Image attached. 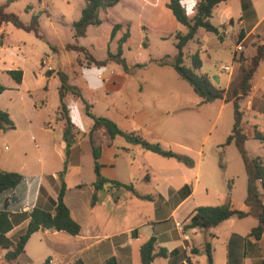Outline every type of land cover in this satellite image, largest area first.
Wrapping results in <instances>:
<instances>
[{
  "label": "crops",
  "instance_id": "crops-1",
  "mask_svg": "<svg viewBox=\"0 0 264 264\" xmlns=\"http://www.w3.org/2000/svg\"><path fill=\"white\" fill-rule=\"evenodd\" d=\"M127 1V7L130 6L127 13L122 10L109 24L106 53L96 56L94 44L87 46L82 40L92 28L103 25L104 16L110 17L113 11L125 7V0L102 10V24L90 26L86 37L78 39V44L89 47L97 60H105L108 49L117 52L118 42L128 26L130 33L139 29L148 36L158 24L161 14L150 11L149 2ZM168 2L163 0L165 15L176 20L166 6ZM85 6L86 1L73 22L79 20ZM213 14L219 22L218 27L214 25L219 29L215 36L222 45H211L210 38L195 37L184 52L187 50V56L199 52L203 66L198 73L208 75L218 88L227 90L238 73L240 55L250 59L255 54L254 45L264 42V0H229L219 4ZM116 24L123 27L111 39ZM40 33L42 39L11 23L0 24V84L7 88L0 94V109L8 112L15 123L12 130H0V169L24 177L20 185L0 196V212L8 213L13 223L12 230L3 238L0 236V264H48L51 258L60 264H72L79 259L85 264H102L111 257L118 264H142L141 246L152 237L157 239L155 253L161 250L167 253L152 264H207L206 241L212 244L214 264H264V234L260 240L250 236L258 225L255 217H232L208 233L188 227L191 215L199 206L231 204L242 210L241 205H245L247 184L244 193L241 183L244 162L235 144H226L234 126L233 103L225 100L203 103L171 65L161 66L157 62L162 57L153 60L154 65L146 62L132 66L127 61L131 73L115 62L120 69L107 76L109 63L114 61L99 68L88 65L84 54L78 52L77 60L68 58L70 74L64 70L63 61L45 54L47 49L40 40L49 39L41 23ZM70 35L71 42H63L55 51L68 53L66 45L75 40L73 30ZM164 35L160 36L166 38ZM130 38L124 52L129 48ZM238 45L241 51L236 50ZM224 46L232 52L230 61L222 52ZM150 47L149 40L144 48ZM247 50L251 51L249 56L245 54ZM176 53L175 47L172 56ZM214 56L224 60L213 61ZM219 63L232 66L233 71H220ZM60 70L81 89L92 114L113 120L128 134L186 156L194 165L163 157L123 136H117L108 145L106 137L99 132L101 174L127 188L96 187L88 137L94 122L86 114L83 101L72 95L66 96L65 103L75 126V143L66 156L60 98L58 103L50 102L51 93L57 92L59 96L61 83L56 72ZM9 71L23 72L20 84ZM145 72L149 75L145 76ZM114 94L120 97V103L112 97ZM101 101L107 108L98 113L96 109ZM241 106L249 130L259 127L264 132V59L254 75L252 91ZM77 107L86 115V122L72 115ZM111 108L127 124L122 126L111 114ZM247 147L251 156L264 159V142L251 136ZM62 182L67 187L64 201L80 225V233L40 229L29 238L24 254L17 261L8 262L5 255L26 231L31 212L35 208L54 212ZM137 194L151 199L139 198ZM94 196L98 201L92 206ZM243 210H248L246 205Z\"/></svg>",
  "mask_w": 264,
  "mask_h": 264
},
{
  "label": "trees",
  "instance_id": "trees-1",
  "mask_svg": "<svg viewBox=\"0 0 264 264\" xmlns=\"http://www.w3.org/2000/svg\"><path fill=\"white\" fill-rule=\"evenodd\" d=\"M18 0H2L0 2V24L11 23L16 28L26 32L33 33L37 38H43L40 33V21L38 15H33L29 22H24L20 16L15 13L8 12L9 6ZM86 6L82 11L79 20L73 22L72 28L74 31L75 42L66 45L67 51H76L84 54L88 65L96 67H103L108 62L114 61L121 65L127 73H131L127 60L124 57V45L131 37L130 28L120 38L118 42L117 52L113 53L108 49V56L105 60H97L92 53L85 47L78 44V39L86 37L88 28L90 26H100L102 19L100 12L107 8L113 7L120 2V0H85ZM229 0H197L195 14L191 17L188 14L186 3L183 0H169L167 7L172 11L176 21L187 28L186 33L177 32L176 48L177 54L174 57L165 56L157 61L161 66L171 65L178 75L186 80L193 88L195 93L200 96L203 103H211L216 100H225L232 102L234 106V126L232 133L228 136L226 144L234 143L238 149L242 160L244 162L245 171L247 175V196L245 205L248 210H240L234 208L231 204L220 206H199L191 215L188 227L202 229L208 233L210 229L218 226L220 223L236 217L243 219L246 217H255L258 220V225L252 229L250 236L260 240L264 234V159L261 157L251 156L247 149L246 143L252 138L264 142V132H261L259 127H255L252 131L249 130L247 123L244 121V111L242 109V101L250 94L253 86V79L256 70L262 60L264 59V42L256 43L255 54L250 59H245L243 54L238 58V73L231 82L227 90L218 88L211 78L206 74H199L198 71L203 66V61L196 52L187 56L191 60V66H186L184 63V48L192 41L200 29L206 32L219 34V29L214 26L210 18L213 16L215 9L219 4ZM245 3V2H244ZM31 9L32 6L27 7ZM121 24H116L111 33V39L115 38L117 32L122 29ZM264 40V39H263ZM149 38L144 37L143 46L148 47ZM142 65H138L140 67ZM8 74L20 84L23 77L22 71H9ZM57 76L60 79L59 98L60 107L59 114L65 120V127L63 130V138L66 143V156L69 154L70 147L75 143V126L69 116L68 107L65 103V98L72 95L83 101L85 105L86 114L93 120L88 137L91 142L94 168L96 173V183L94 184L101 190H112L127 188L126 185L120 182L106 179L101 174L100 158L102 155L101 137L99 132H102L107 139V144L111 145L117 136H123L130 142H136L142 145L147 150L157 153L163 157L175 158L188 166H193L194 162L190 158L177 154L171 150L163 149L159 144H152L143 138L136 137L133 134H128L122 131L116 122L107 117H97L91 112V106L83 97L82 91L76 85H73L70 76L65 71H57ZM6 87L0 84V94L6 91ZM15 128V123L10 114L0 109V130L8 131ZM67 164V160H66ZM24 177L15 172H7L0 169V196L6 191L14 189L22 183ZM67 187L62 182L60 192L55 202L54 212L35 208L30 214V222L26 231L19 236L13 250L8 251L5 259L8 262L17 261L25 252V246L29 238L40 229H52L56 231H64L71 235H78L81 231L80 225L72 218L70 210L67 207L64 197ZM142 199H151L149 196L138 195ZM96 196L92 199V206L97 203ZM13 228V223L6 212H0V236L3 238ZM157 239L152 237L141 246V261L142 264H152L157 257H165L167 255L165 250L155 253ZM205 252L207 254V264H214L213 247L208 241L205 242ZM72 264H85L82 260H76ZM102 264H118L115 257L107 259Z\"/></svg>",
  "mask_w": 264,
  "mask_h": 264
},
{
  "label": "rangeland",
  "instance_id": "rangeland-1",
  "mask_svg": "<svg viewBox=\"0 0 264 264\" xmlns=\"http://www.w3.org/2000/svg\"><path fill=\"white\" fill-rule=\"evenodd\" d=\"M145 2H149L148 7L151 6L150 11L160 13L159 15L160 20L153 30L148 35L149 40L151 41V47L149 50L145 49L142 45L144 39V33L139 29L131 30V38L129 42V48H127L124 52V57L127 59L128 63L134 66V64H143L146 63L150 65H154L153 60L158 59L163 56H170L173 57L172 54L175 52L176 47V38L175 35L177 32L186 33L187 28L182 24L178 23L176 20H170L167 15H165L163 0H142ZM186 3L188 14L192 17L195 14L197 0H183ZM85 3V0H18L12 3L9 8L7 9L8 12H12L20 16V18L25 21L29 22L32 16L38 15L39 21L42 25L43 31L47 34L49 41L40 40V43L45 45L47 52L45 54L54 57L58 61H63V68L68 73L71 74L70 65L67 63L68 58L72 57L74 60H77L79 55L78 52L75 51H55L56 47L61 48L63 42H71V30L72 22L76 20L77 14L80 12L81 7ZM125 7H120L119 9L112 12L110 17L103 18V25L101 27H94L90 31L88 37L83 39L82 41L84 44L89 46V44L93 43L95 46V55L101 56L107 52L105 39L110 36V28L109 24L115 18H118L123 10V13H127L129 9L127 4L129 2L125 0L124 2ZM29 5H33L31 9L27 7ZM133 11V10H131ZM100 18H102L100 16ZM175 19V18H174ZM175 21V22H174ZM210 21L213 25L218 27V19L215 14L210 18ZM58 31V33H56ZM97 33V34H95ZM166 34V38H162L161 34ZM95 34V35H94ZM196 37L202 38L203 40H208L210 38L211 41L209 43L211 45H222L221 41L215 36V34L206 32L204 29H200L199 33ZM75 42V40H74ZM228 43V40L225 41ZM30 46V42H27ZM193 43V42H192ZM193 45V44H192ZM88 49H90L88 47ZM60 50V49H59ZM91 51V49H90ZM228 58L229 61L231 60L232 52L230 49L223 47L222 51ZM251 53L250 50L246 51V56H249ZM177 54V53H176ZM185 58L184 63L186 66H191V60L187 58V50L184 52ZM213 61L224 60L223 57L214 56ZM150 60L152 62L150 63ZM136 68V67H135ZM120 69L115 62L109 63L107 68V76H111V71L118 72L117 70ZM156 69V67H154ZM149 71V70H146ZM149 73L145 72V76H148ZM100 83V82H99ZM55 93V92H54ZM51 93L50 102L51 104L59 102V96L57 92L54 94ZM116 102L120 103V97L112 95ZM104 101H101L96 109V112H103L104 109L107 107L103 104ZM74 108V107H72ZM76 109V107H75ZM74 109V113L72 111V115L76 120L83 119V121H87V117L85 114H81L80 107H77L78 110ZM111 114L114 115L118 122L123 126V124H127L125 120H123L117 111L113 108L110 109ZM248 142V141H247ZM246 149L248 151L247 143ZM249 153V151H248ZM250 154V153H249ZM244 169V167H243ZM242 169V187L244 189L247 184V175L245 170ZM243 193V194H244ZM242 194V195H243ZM244 196V195H243ZM242 210L245 209V205H241Z\"/></svg>",
  "mask_w": 264,
  "mask_h": 264
},
{
  "label": "built area",
  "instance_id": "built-area-1",
  "mask_svg": "<svg viewBox=\"0 0 264 264\" xmlns=\"http://www.w3.org/2000/svg\"><path fill=\"white\" fill-rule=\"evenodd\" d=\"M237 51H241L242 47L240 45L237 46L236 48ZM218 67L220 69V71L222 72H232L233 71V67L224 63H219ZM1 258V255H0ZM48 264H60L58 263L55 259L51 258L48 260Z\"/></svg>",
  "mask_w": 264,
  "mask_h": 264
}]
</instances>
